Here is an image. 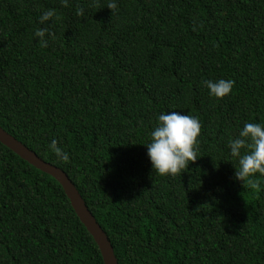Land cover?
I'll list each match as a JSON object with an SVG mask.
<instances>
[{
  "label": "trees",
  "instance_id": "1",
  "mask_svg": "<svg viewBox=\"0 0 264 264\" xmlns=\"http://www.w3.org/2000/svg\"><path fill=\"white\" fill-rule=\"evenodd\" d=\"M107 3L0 0V127L66 173L117 264H264V178L235 180L228 148L264 125V0ZM221 78L230 93L210 97ZM166 111L201 125L174 176L143 145ZM0 264H104L62 186L1 143Z\"/></svg>",
  "mask_w": 264,
  "mask_h": 264
},
{
  "label": "clouds",
  "instance_id": "2",
  "mask_svg": "<svg viewBox=\"0 0 264 264\" xmlns=\"http://www.w3.org/2000/svg\"><path fill=\"white\" fill-rule=\"evenodd\" d=\"M61 4L66 6L67 0H61ZM106 7L111 11L116 9V0H108ZM54 15L52 9L43 11L39 16V23L43 24ZM45 32L46 30L41 28L33 34L34 37L40 38L42 47L47 44L43 39ZM202 83L208 89L210 97L222 98L230 93L234 82L221 78L205 79ZM200 129V121L194 115L177 111L159 113L149 133V141L143 144L152 171L161 176L180 174L189 162L197 158L196 146L199 143L197 137ZM228 148L230 155L238 158V166L233 173L235 180L241 183L247 180L250 187L259 188L260 179L253 180L252 177L258 173L264 178V125L245 123L238 130V135L229 140ZM48 149L58 161H69V153L58 146L56 139L50 141ZM242 149L245 150L243 154Z\"/></svg>",
  "mask_w": 264,
  "mask_h": 264
},
{
  "label": "water",
  "instance_id": "3",
  "mask_svg": "<svg viewBox=\"0 0 264 264\" xmlns=\"http://www.w3.org/2000/svg\"><path fill=\"white\" fill-rule=\"evenodd\" d=\"M0 143L28 164L53 177L63 188L75 214L96 242L104 264H117L113 247L101 226L88 210L75 185L60 168L45 162L14 136L0 127Z\"/></svg>",
  "mask_w": 264,
  "mask_h": 264
}]
</instances>
